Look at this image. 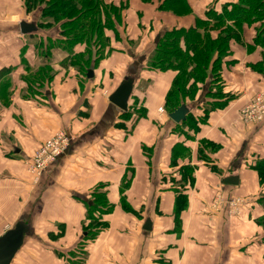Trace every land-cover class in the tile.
Instances as JSON below:
<instances>
[{"label":"crops","instance_id":"obj_1","mask_svg":"<svg viewBox=\"0 0 264 264\" xmlns=\"http://www.w3.org/2000/svg\"><path fill=\"white\" fill-rule=\"evenodd\" d=\"M162 1L154 0L151 10L142 5L141 19L152 30L141 36L137 54L114 50L86 79L78 72L65 75L60 58L51 85L36 88L25 76L26 68L40 64L34 43L48 35L36 21L43 5L30 15L24 0H0V236L18 221L29 226L12 264H264V227L257 222L264 214L258 203L264 188L251 167L264 158V122L245 124L240 115L264 91V46L254 42L264 34L260 20L254 21L260 7L237 14L247 22L222 58L225 96L205 97L200 85L196 97L183 103L186 120L196 121L193 129L186 120L175 123L168 111L159 112L175 72L144 70L146 43L151 52L164 31L193 27L207 10L243 1L186 0L191 13L182 17L160 9ZM21 21L34 23L36 31L23 34ZM225 25L235 29L233 20ZM135 29L127 28L132 35ZM136 63L125 112L136 103L145 115L123 120V111L108 97ZM227 95L232 99L205 114L208 103ZM59 130L70 134V144L35 181L27 160ZM228 177L237 183H223ZM96 194L104 195L110 210L101 216L104 228L87 239V205ZM177 194L185 195V205L176 207ZM236 198L241 201L232 211ZM78 246L80 253L65 259Z\"/></svg>","mask_w":264,"mask_h":264},{"label":"trees","instance_id":"obj_2","mask_svg":"<svg viewBox=\"0 0 264 264\" xmlns=\"http://www.w3.org/2000/svg\"><path fill=\"white\" fill-rule=\"evenodd\" d=\"M43 1L44 0H32L26 3V0H24L26 11L29 12L32 8L38 5L42 6ZM142 1L148 2V0ZM241 1H243L242 3L245 6L241 3L232 5L230 8H227L225 5L222 11H216L213 8L209 9L205 12V19L196 18L193 27L172 28L164 31L160 35L155 43L153 51L151 52L152 54H150L149 58L146 60L147 66L145 68L147 70L150 69L151 72L167 70L175 72L171 88L165 97L164 110H166V112L168 111V113H172L173 110L185 103L188 98L193 100L201 89L199 87L200 85H205L204 87H206V90L204 91L205 97H215L214 95L220 97L225 96L221 91L222 79L220 76V68L222 58L228 55L229 41L233 38H239L237 30H240L242 24L247 22L246 15L245 18H241V15L239 16L237 14L242 11L249 12L257 7H260L261 10L264 8L263 0H258V3L254 0ZM43 3L44 6L41 8V13L44 16L53 17L55 22H60L61 40L65 41L69 46L74 42H83L84 39L89 42L92 38L97 39L98 42L100 40L105 42L109 41V37L105 35L103 28L106 27V23L108 24L110 20L109 17L105 16V13L104 20H106V22H103L104 20H102L103 12L106 11L103 10V3L101 1L47 0V2ZM176 5H182L184 9L182 11L183 13H191V7L186 0H163L159 5V8L165 10L168 7H171V10L176 12ZM107 11L111 14L110 12L112 10L107 9ZM113 14L115 15V13ZM249 17H251V15ZM227 20H233V26H235V29L229 25H225ZM257 20H260V24H262L260 30L264 31V13L256 16L254 21ZM223 26L225 27L219 31L218 35L213 37L212 32ZM254 42L264 46V34L260 32L255 37ZM95 48L96 53L94 59H91L92 50H87V55L82 58L81 63L83 65H90V67L88 69L84 68V70L81 68V72L77 71L81 78H90L87 77L88 72L90 70L93 72L92 67L102 59L101 52H103V48H100V46ZM86 57H88V59H86ZM26 71L28 75H30L31 72L32 75H37L38 72V70L32 71L30 68H26ZM51 78L52 77L45 78L44 80L41 79L40 85L44 86L48 83L47 81L51 80ZM232 97L233 95H227L226 99L223 101H213L212 103H208L209 107H207L208 109L205 108V114L212 109L214 110L215 108L223 106L227 103V100L229 101ZM130 109L132 111L134 109L140 110L138 115H133L134 120L135 118L144 117L145 115L144 108L141 106L139 107L136 103L133 104ZM131 115V113L123 112V120L129 118ZM203 117L201 118L202 121H204ZM185 122L189 124L191 128L195 129L196 121L192 120L190 116ZM251 167L256 171L259 177L258 183L264 188V158L257 160ZM181 171H183L184 174L187 173L190 175L191 169L184 167ZM95 193L97 192L95 191ZM103 197V194H96L95 197L91 199L90 205H87L85 218L89 221V224L84 229V232L86 233L85 237L87 239L94 238L105 226V223L101 220V216L110 210V206L105 203L106 201ZM176 198V207L185 205V195L177 194ZM258 203L264 209V194L259 196ZM122 205L126 206L123 200ZM100 208H106V211H100ZM257 222L264 227V214L257 219Z\"/></svg>","mask_w":264,"mask_h":264},{"label":"rangeland","instance_id":"obj_3","mask_svg":"<svg viewBox=\"0 0 264 264\" xmlns=\"http://www.w3.org/2000/svg\"><path fill=\"white\" fill-rule=\"evenodd\" d=\"M30 1L32 0H26V3ZM98 1H101L103 3V10L106 11V12L102 11L103 12L102 20H104V13L106 14L105 16L109 17V20H110L108 24L106 23V27L103 28V32L105 33L107 37H109L108 42L107 41L105 42L103 40H100L98 42L97 39L92 38L90 42L84 39L83 42H79V43L74 42V43H71V46H69L68 44H66L65 41H62L59 36L61 35L60 34V22L58 21L55 22L53 20V17L44 16L42 13L39 14L38 19L36 21L40 29L43 30V33L44 34L47 33L48 35L45 36L46 39L42 37L41 42L34 43L35 45H37L35 47V56L37 58V63L38 64L40 63V64L37 65V68L32 69V71L38 70V72H37V75H32V72L30 75L28 74L26 75V78L30 80V82L34 85V87L36 86V88H40L41 87L40 80L41 79L44 80L45 78H48V77H52V78L50 81H47L49 84L47 87L51 85L50 83L52 82V79L56 72L54 61L60 60V58H62L61 64H63L62 72H64L65 75H67L68 71H70L72 75L73 73L76 74L77 71L81 72V68H83V70L84 68L88 69L90 65H87V64L83 65L81 63L82 58L87 55V50H92L91 59H94L95 53H96L95 47L97 46L98 47L100 46V48H103L102 50L103 52H101L102 59L109 53H112V51L114 50L123 51V49L125 50L127 49L128 51L129 50L131 51V55H133V53L137 54L136 46L139 43V41H141L142 39L141 36L149 35L152 30L151 28L152 25H149L148 22H145L143 19H141L144 17V14H143L144 10L142 9V5L150 4L149 9L151 10L152 5H153L152 2L154 0L152 1L148 0V2H144L142 0H98ZM43 2H47V0H44ZM43 2H42V5L44 6ZM39 6L40 5L32 8V10L27 13H29L30 15H33L35 10H37ZM175 8H176V12H173L171 10V7H168L167 9H165V11L172 12L173 14L177 13L176 15L181 16V17L188 13V12L186 13L182 12L184 10L182 5L181 6L176 5ZM107 9L112 10L110 12L112 16L111 14L108 13ZM112 12L115 13V15ZM263 13H264V8L263 10L261 9L257 10V16ZM128 16H132L130 20H128L129 18ZM103 22H106V20H104ZM135 25H137V29H135V34L132 35L130 31L127 30V28L129 26L135 27ZM258 26H260L259 28H261L262 24ZM139 30H141L140 33H139ZM51 33L53 35H51ZM57 34L59 37L58 38L57 36L54 37ZM146 44H149L150 46L149 40ZM149 46L146 50L147 59L149 58L150 54H152L151 53L152 51L149 52L151 50ZM57 51H62L63 56L55 57V53ZM86 59H88V57H86ZM28 60H25V59L23 60L26 67H29ZM146 62L147 61L144 60V64L141 65L143 66L144 70L146 69L145 67L147 66ZM96 68H97V64L94 67H92L93 70H95ZM125 71L126 70L123 68L120 72L124 74L126 73ZM138 71H139V68H137V63H136L135 66H132V68H130L129 75L131 77H136ZM146 71H150V69ZM145 84L146 82L142 81L141 86H144ZM139 111L140 110L134 109L133 111L131 110L130 113L132 115H138ZM76 251L77 252L79 251V246L77 247V249L73 250L68 256L65 254L66 256L65 259L70 260V257L72 258V255L76 256ZM83 259L84 258L80 257L79 261H84Z\"/></svg>","mask_w":264,"mask_h":264},{"label":"water","instance_id":"obj_4","mask_svg":"<svg viewBox=\"0 0 264 264\" xmlns=\"http://www.w3.org/2000/svg\"><path fill=\"white\" fill-rule=\"evenodd\" d=\"M20 31L23 34L36 31L37 27L34 23H27L25 21L20 22ZM93 75L92 70L88 72L87 77ZM134 85V77L125 76L121 82L118 84L116 89L109 95L108 100L114 106L122 111L128 110L129 98L132 93ZM188 108L185 104H181L175 110L170 112L169 118L175 123H179L186 119L188 113ZM237 179L236 177H228L223 180V183L234 184ZM148 230L150 228L149 221H146V224L143 227ZM29 232V226L23 221H18L14 224L13 227L7 229L0 236V264H12V260L23 244L24 237Z\"/></svg>","mask_w":264,"mask_h":264},{"label":"built area","instance_id":"obj_5","mask_svg":"<svg viewBox=\"0 0 264 264\" xmlns=\"http://www.w3.org/2000/svg\"><path fill=\"white\" fill-rule=\"evenodd\" d=\"M158 110L161 113L165 112L162 107H159ZM240 115L245 124L264 122V91L257 93L254 98L245 104L240 110ZM70 141V134L64 130H59L41 143L26 163L35 181L39 179L45 168L64 153ZM240 201L239 198L231 200L232 211H235Z\"/></svg>","mask_w":264,"mask_h":264}]
</instances>
